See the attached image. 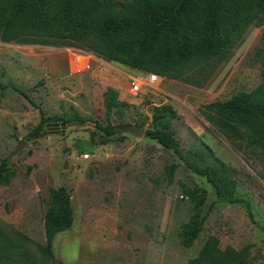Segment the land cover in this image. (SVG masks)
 Wrapping results in <instances>:
<instances>
[{"label":"rangeland","instance_id":"1","mask_svg":"<svg viewBox=\"0 0 264 264\" xmlns=\"http://www.w3.org/2000/svg\"><path fill=\"white\" fill-rule=\"evenodd\" d=\"M263 31L251 25L202 86L157 74L149 83L150 73L76 48L0 42V162L8 160L0 242L22 246L10 260L0 249L1 264H21L24 250L41 261L44 215L59 188L70 196L73 223L52 239L54 257L44 264H188L209 237L221 249L244 250L250 264H264V150L236 141L238 148L200 111L264 81ZM72 50L86 58L76 63ZM41 115L89 121L50 123L29 139ZM157 115L163 117L154 122ZM96 122L166 131L184 160L145 134L118 130L107 138ZM20 141L27 145L11 157ZM186 162L223 170L231 197L248 201L252 217L244 204L219 198ZM210 206L197 239L185 247L184 225Z\"/></svg>","mask_w":264,"mask_h":264},{"label":"trees","instance_id":"2","mask_svg":"<svg viewBox=\"0 0 264 264\" xmlns=\"http://www.w3.org/2000/svg\"><path fill=\"white\" fill-rule=\"evenodd\" d=\"M251 25H264V0H0V42L76 48L106 61L195 86H202L213 69L228 58L230 50ZM261 42L260 52L264 55V31ZM200 111L214 132L221 133L235 146L238 141L264 150V81L250 92H238L225 101L209 103ZM162 117L154 116V122ZM88 121L77 115H41L27 137L38 136L50 123L83 125ZM95 128L107 138L118 132L117 126L104 127L97 122ZM144 134L184 160L178 143L168 132L152 129ZM186 165L203 176L219 198L244 204L252 217L248 201L231 197L232 190L223 170L199 168L187 162ZM173 170L171 166L170 173ZM7 172L8 160L4 159L0 162V185L8 183ZM51 193L50 206L44 215L46 244L40 248L42 259L29 260L28 251L24 250L25 261L21 264L53 260L52 239L73 223L67 190L59 188ZM185 193L198 200L192 191ZM210 209L211 206L200 220H196L197 213L184 225L180 242L185 247L197 239ZM21 248L9 241L0 242L2 257L7 260ZM188 264L250 262L244 250L221 249L217 238L209 237Z\"/></svg>","mask_w":264,"mask_h":264},{"label":"water","instance_id":"3","mask_svg":"<svg viewBox=\"0 0 264 264\" xmlns=\"http://www.w3.org/2000/svg\"><path fill=\"white\" fill-rule=\"evenodd\" d=\"M117 129L120 132H127V133H131L135 136H142L144 135L145 129L143 127H138V126H134V125H128V124H123L120 126H117ZM43 134V132H42ZM36 141H33L32 143H35ZM27 145L26 141H20L18 142L15 150L13 151V153L11 154V157H13L14 155H16L21 149H23L25 146Z\"/></svg>","mask_w":264,"mask_h":264},{"label":"built area","instance_id":"4","mask_svg":"<svg viewBox=\"0 0 264 264\" xmlns=\"http://www.w3.org/2000/svg\"><path fill=\"white\" fill-rule=\"evenodd\" d=\"M70 53H71V55H72V57H73V59H74V61L76 63H79L80 61H82L83 59L86 58V55H83L81 52L76 51V50L75 51L72 50V52H70ZM158 79H159V77L157 75H155V74H149L148 77H147V82L154 83ZM141 86H142L141 80L134 81L133 84H132V91L134 93H137L138 91L141 90Z\"/></svg>","mask_w":264,"mask_h":264}]
</instances>
